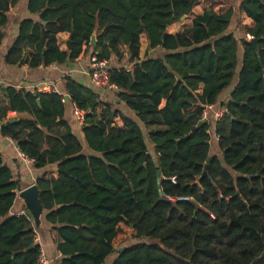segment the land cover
<instances>
[{
  "label": "trees",
  "instance_id": "obj_1",
  "mask_svg": "<svg viewBox=\"0 0 264 264\" xmlns=\"http://www.w3.org/2000/svg\"><path fill=\"white\" fill-rule=\"evenodd\" d=\"M19 1L0 0V44L7 13ZM199 2L222 4L29 0V13L39 19L21 23L5 64L37 70L75 62L94 35L99 60L122 61L126 47L134 69L111 70L110 83L147 128L156 127L148 140L157 160L140 123L66 78L72 102L85 115V141L101 155L86 156L62 120L61 95L3 88L9 107H0V122L10 112L30 117L2 126V135L38 168L57 165V179L41 177L37 184L42 221L59 237L60 264L110 258L111 264H264V0H240L252 29L231 32L234 10H210L182 33L168 34ZM65 32L70 38L62 52L57 36ZM248 33L259 40L257 48L246 41ZM142 35L150 49L169 53L164 60L139 62ZM233 86L219 108L226 115L214 123L221 155H213L211 126H200L202 115ZM56 126L65 132L54 134ZM20 188L0 155V264H38L40 257L32 223L10 215Z\"/></svg>",
  "mask_w": 264,
  "mask_h": 264
},
{
  "label": "crops",
  "instance_id": "obj_2",
  "mask_svg": "<svg viewBox=\"0 0 264 264\" xmlns=\"http://www.w3.org/2000/svg\"><path fill=\"white\" fill-rule=\"evenodd\" d=\"M225 1V0H220ZM28 2L29 0H20L19 3L15 6H11L9 12L7 13L8 24L3 28L4 39L0 44V107L8 108V100L6 94L4 93L3 88L13 87L18 91H28V92H37L41 94H50L57 93L61 95L63 99L66 100L65 112L63 116V122H66L69 127L72 129L74 135L80 140L83 147V154L86 156H98L101 155L91 150L86 141L83 133L84 123L81 122L76 114L75 103L72 102V99L69 95L67 89L66 78H71L78 86L87 89L93 92L98 96L99 100L104 104L111 105L114 111H118L120 114L125 117L135 120L141 124L144 128V134L147 139V144L149 150L157 160L155 153V146L151 144L148 140V134L150 130L155 129L156 127H148L140 121L138 115L132 111L127 104L120 99L119 92L115 90H110L106 88L95 87L91 81V58L96 56L94 54L95 46L91 44L90 47L84 46L83 53L75 62H67L64 65H52L48 68H39L37 70H32L29 66H8L5 64V57L13 44L15 43L20 32V25L24 20L33 19L38 20V16L31 15L28 11ZM240 0H235L233 6H229L226 9H220L223 4L216 6L211 2H199L195 7L192 13L184 20L176 21L172 23L168 29L167 33L170 35L180 34L185 29L192 27L193 21L201 17L206 11L213 10L217 13H226L229 10L233 9L235 16L231 24V32H235L238 26L239 29H252L254 23L250 20L245 13L239 11ZM216 7V8H215ZM45 25V24H44ZM238 32V31H237ZM70 38L69 33H61L57 36L58 45L62 52L68 51V40ZM140 63L147 60H164V58L169 54L163 49L152 50L149 47V43L146 35H142L140 39ZM124 53V58L122 61H119L116 58L109 60V69H125L127 71H132L134 69V64L130 62L129 52L126 47L122 48ZM235 86V85H234ZM234 86L224 95L219 104L214 106V109L210 111V118H213L214 113L218 111L221 104L225 102L230 96L231 91ZM199 93H202V89L199 90ZM69 97V101H67ZM165 106V102L162 103L161 108ZM223 108V107H222ZM102 108L98 109L99 117H101ZM27 114L20 115L17 112H10L8 114V122L13 119H25L29 118ZM60 119H58V122ZM115 123L119 127H123L124 123L120 117L116 118ZM2 122V123H4ZM2 123L0 122V155L3 158L4 165L7 166L13 174L14 180L20 183V190L16 192L17 198L13 205V208L10 211V215L20 216L26 215L31 219L34 230L35 223L32 218L27 214L28 203L24 198L21 197V194L33 187L34 185L38 186L37 181L41 177H54L58 178L57 174V165H49L45 168H38L36 165H29L24 162L19 156V149L17 144L10 138L4 137L2 135ZM211 125V145H212V154L221 155V151L218 147V141L216 140L214 123ZM65 132L64 126H56L53 129L54 134H62ZM213 141L216 143L213 145ZM41 193V192H40ZM43 219V216H42ZM41 231L37 230L40 234L41 243L43 248L52 264H60L62 256L57 250V243L59 242V237L56 231H54V226L43 223L41 225ZM113 259L110 258L106 264H111Z\"/></svg>",
  "mask_w": 264,
  "mask_h": 264
},
{
  "label": "built area",
  "instance_id": "obj_3",
  "mask_svg": "<svg viewBox=\"0 0 264 264\" xmlns=\"http://www.w3.org/2000/svg\"><path fill=\"white\" fill-rule=\"evenodd\" d=\"M253 38L251 36V34H246V41H252ZM110 69H109V61L107 60H99L97 58V56H93L91 58V81L92 84L95 87H99V88H106V89H110V90H115L118 91V87L116 85H113L112 83H110ZM68 101V100H67ZM66 100L63 99V103H65ZM76 107V114L79 118V120L81 122L84 123V114ZM214 109V106H209L205 109L203 115H202V122H208L209 124L215 123L219 120H221L227 113V110L225 108H221L219 109L217 112L214 113L213 118H210V111ZM211 126V125H210ZM212 131H210L211 133ZM212 134V133H211ZM216 140L219 141V137L216 135L215 136ZM19 149V148H18ZM19 156L20 158L28 163L29 165H34L35 166V160L29 158L27 155H25L24 153L21 152V150L19 149ZM172 183L176 184V179L173 178L172 179ZM181 200H188V199H181ZM28 220L31 222V219L29 217H27ZM33 226V224H32ZM35 231V236H34V242L35 244L40 246V257L38 260V264H52V260H50L43 248V245L41 243V238H40V234L37 230Z\"/></svg>",
  "mask_w": 264,
  "mask_h": 264
},
{
  "label": "water",
  "instance_id": "obj_4",
  "mask_svg": "<svg viewBox=\"0 0 264 264\" xmlns=\"http://www.w3.org/2000/svg\"><path fill=\"white\" fill-rule=\"evenodd\" d=\"M186 18V16H184L181 20H184ZM45 24V23H44ZM96 36L94 35L92 38V45L96 46ZM259 44V40H252L251 41V45L255 48L258 47ZM26 55V53H24V56ZM69 101V97L67 99ZM40 103V102H39ZM21 119H13L10 120L8 122H4L2 123V126L7 125V124H14L17 122H20ZM204 122L200 123V126L203 125ZM207 168V167H206ZM158 176L161 177V173H158ZM204 177H207V172H204L203 174ZM40 190L38 188V186L34 185L33 187L29 188L28 190L24 191L21 194V197L24 198L26 200V202L28 203L27 206V214L32 218L33 222L35 223V228L37 230L41 231V225H42V216H44V208L41 204L40 201ZM7 218V217H6ZM126 247L121 248L119 251L123 252L125 250Z\"/></svg>",
  "mask_w": 264,
  "mask_h": 264
},
{
  "label": "rangeland",
  "instance_id": "obj_5",
  "mask_svg": "<svg viewBox=\"0 0 264 264\" xmlns=\"http://www.w3.org/2000/svg\"><path fill=\"white\" fill-rule=\"evenodd\" d=\"M234 1L235 0H225V1H222V4H223V7L221 6V8L220 9H226L227 7H229V6H233V3H234ZM216 6L218 7V6H220L219 4H216ZM216 8V7H215ZM220 10H217V12H219ZM216 142V141H215ZM214 141H213V145L214 144H216ZM130 244H132V242L130 243ZM129 244V245H130ZM127 246H128V244H127ZM113 259V258H112Z\"/></svg>",
  "mask_w": 264,
  "mask_h": 264
}]
</instances>
